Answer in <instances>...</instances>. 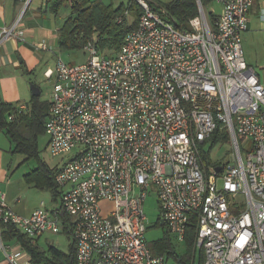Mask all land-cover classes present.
Wrapping results in <instances>:
<instances>
[{"label": "built area", "instance_id": "built-area-1", "mask_svg": "<svg viewBox=\"0 0 264 264\" xmlns=\"http://www.w3.org/2000/svg\"><path fill=\"white\" fill-rule=\"evenodd\" d=\"M29 1L1 28L0 44L21 37ZM130 1L141 15L115 56L100 55L89 40L86 63L58 59L44 73L53 78L47 150L55 158L81 149L54 176L58 188L68 187L60 211L41 204L22 217L0 194V253L7 264H33L20 244L4 240V226L33 241L58 233L65 215L73 218L76 264H165L145 240L144 203L154 190L169 233L183 242L195 227L203 264H264V85L242 49L253 0H213L214 30L195 0L191 31L149 0ZM217 128L231 154L205 170L200 148Z\"/></svg>", "mask_w": 264, "mask_h": 264}, {"label": "trees", "instance_id": "trees-1", "mask_svg": "<svg viewBox=\"0 0 264 264\" xmlns=\"http://www.w3.org/2000/svg\"><path fill=\"white\" fill-rule=\"evenodd\" d=\"M213 0H201L207 6ZM151 5V3L149 2ZM67 9L69 13L67 19L63 22L58 32L57 45L60 48H77L83 49L86 43L92 38H97L95 46L102 50L107 47L112 54H117L120 50L125 35L136 28L139 17L141 15V8L134 2L127 0L126 4L119 3L117 7L113 6V0L109 4H103L101 0H46L45 11L58 17L61 9ZM154 8V7H153ZM162 8L174 20L176 28L180 31H191L189 21L193 19L198 10L195 0H172L162 5ZM155 9V8H154ZM127 11V17L124 13ZM203 11L210 29H215V22L217 17L209 13V18L203 7ZM118 19H121L118 22ZM131 20V21H130ZM111 58V57H108ZM30 112L28 114L16 113L14 105L0 106V129H5L7 135L16 142V151L25 152L32 147L38 135L45 132V123L48 117L49 102L40 101V95L31 97ZM13 116V119H10ZM228 139L227 133L224 130L217 128L210 139L213 145L218 141L226 142ZM201 158L202 164L207 170L211 165H216L218 162H212L207 152L202 148ZM40 171L38 173L31 172L26 176L27 182L31 183L34 178L42 177L44 172V164L40 163ZM36 171V170H35ZM54 172L51 176L54 187L57 188L54 182ZM39 176V177H38ZM33 177V178H32ZM61 204V202H60ZM61 210V207H60ZM64 228L68 235L72 237V242L69 245L68 254H64L53 246H48L47 251H43L34 242L19 233V229L11 224L4 226L3 238L6 241L15 240L24 248L30 255L33 264H76L75 241L73 238L74 224L65 215ZM195 227L191 226L187 229L185 242L188 245V254L185 257L174 256L178 264H194L193 257H197V264L204 263L203 251L197 250L194 247ZM167 248V239L158 241L152 248L156 251H151L155 256H163V249ZM47 253V254H46ZM47 255V257L45 256Z\"/></svg>", "mask_w": 264, "mask_h": 264}, {"label": "crops", "instance_id": "crops-1", "mask_svg": "<svg viewBox=\"0 0 264 264\" xmlns=\"http://www.w3.org/2000/svg\"><path fill=\"white\" fill-rule=\"evenodd\" d=\"M45 1L30 0L21 25L18 27L21 37L19 39L6 40L0 44V106H16L21 103L22 98L26 95V83L23 81L25 74L31 73L40 67L41 61L47 57L48 52L52 55L58 52V32L63 23L58 22L57 17L55 18L45 11ZM25 2L27 0H0V30L13 24ZM149 2L154 8H162L163 4L157 0H149ZM208 6L210 9L209 13L214 17H218L220 5L212 1ZM262 15H264V0H253L252 7L247 15L246 31L242 33V49L245 62L254 68L264 85V29L261 21ZM38 44H44L46 48L44 50H36L35 46ZM53 69L46 68L43 71V77L47 70L53 71ZM44 79L46 78L44 77ZM47 81L51 82L53 87V78ZM30 108L27 105L23 115L28 114ZM42 134L47 137L45 132ZM14 144L16 142L7 135L5 129H0V194L4 195L5 205L22 217H29L41 204L44 207L46 206L45 208L52 213L60 211L61 195L68 187L55 188L51 176L54 172H58L63 165L50 168L46 163L40 162L44 164L42 177L38 176L39 178H36V176L31 183H28L26 179L28 174L15 176L14 172L10 174V171H6V168H9L6 161ZM12 152H14L13 154L18 153L16 148ZM46 192L50 195L49 198L46 196ZM103 206H107V204H103ZM62 218L59 219V222L64 227ZM44 235L35 238L33 244L39 246L38 242ZM6 242L19 244L15 240ZM26 254L31 259L27 252ZM64 254H68V251ZM45 256L47 257V255ZM196 260L197 257H193L194 264H197ZM0 264H7L1 253Z\"/></svg>", "mask_w": 264, "mask_h": 264}, {"label": "rangeland", "instance_id": "rangeland-1", "mask_svg": "<svg viewBox=\"0 0 264 264\" xmlns=\"http://www.w3.org/2000/svg\"><path fill=\"white\" fill-rule=\"evenodd\" d=\"M103 4H109L110 0H101ZM127 0H113V6L117 7L119 3L126 4ZM161 4H166L172 0H157ZM213 5V4H212ZM204 10L206 12L207 17L209 18V6L203 3ZM23 9V8H22ZM21 9V11H22ZM67 9H61L58 17L56 18L58 22L63 23L67 17L68 12ZM20 11V12H21ZM20 14V13H19ZM18 14V15H19ZM23 17V16H22ZM23 20V18H21ZM93 44H95L97 38L93 37ZM84 48V47H83ZM58 52L55 55H52L48 52V55L45 59L41 61L40 67L35 69L31 73L25 74L23 77V81L26 83V91L25 97L22 98L21 103L17 104L15 107L18 108L20 105H27L30 106V99H31V91L30 86L34 85L40 90V101L49 102L51 98V91L52 86L51 82H48L43 77V71L46 68H51L55 70L57 65V60L60 59L64 64L70 66H76L84 64L88 61L89 55L83 49L77 48H60L57 46ZM100 55L105 57H113L116 55L110 53L113 52L109 48L105 47L102 50L97 49ZM16 144L12 146L11 153L7 159V164L9 168H6V171H10L9 173H15V176H22L26 174L38 173L40 171L39 162L46 163L50 168L51 167H58L66 164L72 158H74L79 152L81 147L76 146L68 153L57 157H51L49 152H47V137L43 134L37 136L34 144L32 143V147L29 148L22 154L23 152H19L13 154V150H15ZM203 151L207 152L210 156L212 162L218 161H227L229 155L231 154V149L229 146V141L227 139L226 142H217L213 145L210 141H207L203 146ZM202 159V158H201ZM36 170V171H35ZM33 178V177H32ZM218 185L221 186V180L218 182ZM34 189V188H33ZM34 192V191H32ZM48 198L50 195L46 192L45 193ZM50 203V202H49ZM47 205H49L47 203ZM46 207V206H45ZM48 210V209H47ZM144 213L147 218V225H146V233H145V240L149 250L156 251V248H152L154 244L158 241H163L167 239V248L163 249V257L165 258V264H178L177 261L174 259V256L178 257H185L188 254V245L185 241L181 242L178 241L177 238L168 232L166 227L160 223L159 220V205L157 202V197L153 191L149 192V195L144 203ZM73 221V218L71 219ZM73 223V222H72ZM60 231L56 234L52 233H45V235L40 238L38 244L43 251H47L48 246H53L58 250L62 251L63 253H67L69 249V245L71 243L72 237L68 235V232L59 224Z\"/></svg>", "mask_w": 264, "mask_h": 264}, {"label": "water", "instance_id": "water-1", "mask_svg": "<svg viewBox=\"0 0 264 264\" xmlns=\"http://www.w3.org/2000/svg\"><path fill=\"white\" fill-rule=\"evenodd\" d=\"M30 91H31V96H38L41 93L40 90H39V88H37L34 85H31L30 86ZM217 171H219V168L217 169Z\"/></svg>", "mask_w": 264, "mask_h": 264}]
</instances>
